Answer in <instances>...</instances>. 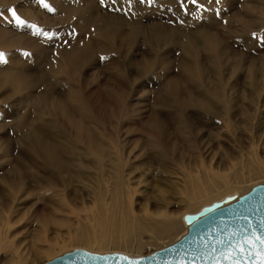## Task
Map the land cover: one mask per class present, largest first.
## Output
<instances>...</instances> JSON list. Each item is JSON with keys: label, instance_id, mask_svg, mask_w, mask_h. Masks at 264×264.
<instances>
[{"label": "rangeland", "instance_id": "obj_1", "mask_svg": "<svg viewBox=\"0 0 264 264\" xmlns=\"http://www.w3.org/2000/svg\"><path fill=\"white\" fill-rule=\"evenodd\" d=\"M23 1H33L32 4L35 3V0ZM212 1L215 0H208L210 5H207L201 4V0H196L195 5L204 11L202 16L196 20L188 15L177 17L170 10L160 11L150 7L147 10V14L143 17V22L145 25H149L148 27H152L156 23L180 24L189 31L190 28L203 21L204 24H208V27L210 24L215 27H209L211 32L218 30L217 32L222 38V46L217 44L218 51L216 56L218 63L207 62V55L201 54V59H196L198 64L189 73L180 67L181 59L178 58L182 57V54L178 47H173L169 42H164L152 48L147 42L143 43L140 40V44L133 48L129 49L125 43L122 46L123 52H127L128 56L134 58L133 60L145 66L147 63L152 64V70L150 72L143 71L136 82L130 76L129 68L120 63V61L102 58V56H99V59H92L94 63L91 61L89 66L80 68V74L76 75L74 81L65 80L60 75L53 74L48 66L50 63L49 59H55L59 50L63 47H68L69 41L67 39L69 36L73 37V35L77 36V34L71 25L64 26L48 20V18L56 17L58 13H56L49 0H45L49 8H45L39 3L36 9H32L31 14L33 13L34 16L21 17L26 24L19 27V34L24 35L29 40L33 38L37 43L35 46L28 47L25 52L22 48L0 47V53L5 54L4 60L0 61V71L5 70L9 66H17L25 69L33 78H47L49 83L47 84L52 87L51 91L55 96L54 100L62 101L59 99L66 94L67 85L71 84V82H75L76 87L85 88V84L89 82L83 79V75L84 78L87 76L90 80H93V82L89 83L88 87L91 93L87 96L93 98L94 104L92 106L97 103L95 109L98 108L100 111V108H102L101 113L105 115L107 120L101 123L95 119L88 126L90 125L92 132L96 134L97 138L100 139L99 141L105 146H108L111 138L115 136L116 142L123 145L124 149L127 150V152H124V161L127 165L125 166L126 175L122 184V192H128L129 196L131 195L128 201H130L131 205L133 204L131 210L134 214H139L142 209L141 202L147 201L149 203L148 207L153 211L161 207V201H157V198L153 196L158 193L157 189L159 186L167 189L165 195L163 194L161 197L163 199L167 198L170 202L164 209L171 212L176 218L178 217L177 219L181 221V217H179L181 214L194 212L187 209L188 198H186L187 195L183 191L184 177L181 172H191L194 175H198L199 166L202 165V169L222 175L221 167L219 166L220 168H218L217 162L223 156L222 152L227 149L233 152H239L240 150L242 153L243 151L247 156L244 155L245 158H248V155L252 156L250 163H254L255 161L253 160L258 159L256 162L260 163L264 168V162H261L264 158V150L262 148L264 144V89L261 94L260 92L253 94L249 89L247 90L250 85L245 84L244 80L245 74L250 72L251 67L249 68V66L251 64L252 66L257 65V70L255 69L257 76L255 74L256 77L253 81L264 88V0H219L218 2L221 3L219 10H214ZM80 2L83 6L85 5L91 14L103 13L102 7H99L103 3L102 0H82ZM91 4L94 5L95 9H91ZM250 7L252 10H250ZM12 9H15L18 14V11L23 8L15 1L14 3L0 5V28L14 29L12 27V23H14ZM25 12L29 13L26 10ZM112 12L113 10L109 8L105 10L106 14ZM161 12L165 14L162 15ZM150 15L153 17L150 18ZM33 18L37 20L39 25L41 24V28L33 22ZM229 20L231 22H228V26L222 24L224 21ZM231 27H233L232 30H230ZM44 29L45 32H42ZM9 52H13V55L17 56L16 63H12L7 58L6 55ZM156 53L161 54L162 58H143L145 54L152 57ZM239 64L240 68H236ZM211 65L215 66L213 70L216 69L217 74L215 73V75L217 78L209 74ZM126 73L130 82L129 87L131 90L135 89L131 92H128L129 89H124L122 90L124 91L123 95L118 93V97L121 100H119L121 103V116H123L121 120H114L105 110L109 103L107 99L103 98L104 94L101 93L99 85L110 81V77L123 78ZM211 78H213V81ZM169 80H172L181 89H189L197 84L198 87L217 96H219L220 87L231 88L224 98L219 96L218 101L234 104L230 106L232 109H229L235 114V118H232L231 121L233 126L228 125L227 127L219 121L223 117V113L220 110L218 115H221V117L215 118L208 115L205 116L206 114L195 107L188 108V112H192L191 116L199 122L197 127L193 128L187 119L185 120L186 130L190 133L192 143H195V153H192V149L190 151L189 147L183 143V135L182 137L180 136L181 139L176 133L172 134V138H165L161 127L158 128L141 123L142 118L148 119L146 116L149 113L148 110L152 107L156 108V110L160 108L162 119H164V116L167 117L166 113L170 112V109L163 108L154 99H156L159 90L164 88ZM1 88L3 87H0V240L6 241L7 244L3 243L7 246L10 244L8 247L10 250L0 249V264H40L79 247L90 251L93 249L92 251L100 253L120 251L126 252V254L129 252L131 255L139 253L145 255L160 249L165 239L161 241H159L160 239H155L141 246L139 237L135 236L128 241L125 237H118L117 241H115V238L110 234L103 237V232L106 231L107 225L103 221L98 220L97 206L94 204V193L97 189L95 182L98 174L93 173L97 167L94 166L96 167L94 168L92 164L94 165L97 162L98 156H96L95 160V156L93 153L90 155L85 143L81 140L77 141L76 130L69 123H63L64 120L59 112L50 110L49 107L41 109L40 106L34 105L33 101L38 98L46 102V98L40 95L41 88L39 86H33L32 89L23 87L18 89L17 92L11 91L9 88ZM247 91L250 94H246ZM252 94L255 96H251ZM66 97L62 99L66 100ZM252 98H258L256 100L258 103L254 105L256 102ZM65 103L72 110L82 107L89 118L94 116L91 105L88 104L86 106L83 98L79 101ZM77 104L79 105L74 107ZM250 106L253 107L250 108ZM129 107L131 109L126 111ZM132 109L137 111H132L130 113L132 116L128 119L127 113ZM138 112L140 117L137 116ZM41 117L43 121H39L42 120ZM123 118L126 119L124 122ZM52 121H57L55 127L50 126ZM202 121H204L205 125ZM112 124L117 126L113 125V127ZM236 127L238 128L236 131L238 130L239 134L234 130ZM32 129L39 131L55 149L60 152L63 151L64 157L71 158L73 162H77L80 159L87 164L89 163L88 166H92V168L84 169L85 171L81 172L86 180L84 179L82 183L69 184L66 188L63 185L50 186L42 181L39 177L48 176L50 172L29 148L26 135ZM63 129L67 132V137L62 135ZM114 129L119 130L117 132L118 136L110 133ZM233 130L238 135H235L232 132ZM166 132L168 134V130ZM151 134L159 135L161 140L165 138L163 143L171 149L168 159L159 158L156 156V151L154 153L155 157H153V151L148 149L149 147L145 146L144 150H141L140 145L128 153V150L133 148L135 139L142 138L143 140L141 141H144ZM259 140L262 141L259 142ZM161 149L165 152L164 147H161ZM137 152L141 155L135 157ZM252 153L257 157H253ZM194 161L196 163H193ZM209 163L212 164L210 167ZM194 165L196 167H193ZM134 167L138 168L134 169ZM105 169L108 178L112 179L114 171L108 163H106ZM12 170L23 171L24 176H27V178L25 180H19V178L15 180L9 179V173ZM73 171L76 172V166H73ZM241 171V176L244 175V178L238 184L234 178L230 179V177H227L225 178L227 179L226 181L224 179V183H231L229 189H234L237 192L244 187L246 188L245 192H247L255 184L264 183V169L260 170L261 172L258 175L260 173L261 175L259 177H251L250 180L248 179L250 177L248 175L249 170L243 168ZM199 176L201 177V174ZM9 180H12V186L14 187L6 183ZM86 181L88 182L85 183ZM16 182L20 186H16ZM22 186L26 190L21 189ZM222 191L223 189L215 191L213 196L215 197L216 194L221 195L222 193L220 194V192ZM119 203L122 206L124 202L120 200ZM42 216H45V218H42ZM180 223L181 231L184 227L182 221ZM83 231L90 238L87 245L80 243L79 238L81 236L79 235ZM41 234H43L44 240L46 238L45 241L39 240V235ZM149 235L151 234H144L141 239H151ZM16 257L20 259L13 261L12 258Z\"/></svg>", "mask_w": 264, "mask_h": 264}, {"label": "bare ground", "instance_id": "obj_2", "mask_svg": "<svg viewBox=\"0 0 264 264\" xmlns=\"http://www.w3.org/2000/svg\"><path fill=\"white\" fill-rule=\"evenodd\" d=\"M0 1H1L0 5H4L6 3H14V1L19 3V5L23 8L18 11L19 17L34 16L33 13L31 14L32 9L33 8L36 9L37 4L40 3V0H35L34 4H32L33 1L28 2L23 0H0ZM49 1L52 7L55 9L56 13L57 12L58 13L56 14V17L48 18V20L54 21L64 26L71 25L74 27L73 29L76 31L77 34V36L73 35V37L72 36H69V38L66 37L68 38L67 40L69 41L68 47L67 48L63 47L61 50H59V52H57V56L55 59L52 60L49 59L50 63L48 64V66L50 71L53 74L60 75L65 80L74 81L76 75L80 74L79 72L80 68L89 66L92 59H96L99 56H102V58L113 59L118 62L120 61V63L125 65L127 68H129L130 76L133 77L134 81L136 82L138 78L141 76L143 71L150 72L152 70V64L147 63L145 66L144 64L142 63L140 64V62L133 60L134 58L128 56L127 52L126 53L123 52L122 46L125 43V45H127L128 48L130 49L139 45L140 40L143 43L147 42L152 48H155L157 45L164 42H169V44L173 45V47H178L182 54V57L178 58L181 59L179 63L180 67L183 68L188 73L189 71H192L193 67L198 64L196 59H201L200 58L201 54L207 55L206 56L207 62L218 63V59L216 56L218 51L217 44L221 45L222 38L219 36L217 32L218 30L216 32H211L209 30V27L211 26L214 27L213 25L210 24L208 27V24H204L203 21H200L195 27H192L190 28L189 31H187V28L180 24L172 25L165 23H156L152 27H148L149 25H145L143 22V17L147 14V10L149 7L155 8L160 11L170 10L171 13L177 17L188 15L189 17L192 18L194 17L195 18L194 20H196L198 17L202 16L204 11L199 6H196L195 3L192 2V0H102L103 3L100 4L99 7H102L103 13L100 14L99 13L91 14L88 11V9L85 7V5L83 6L81 4L80 1L82 0H55V1L49 0ZM218 1L219 0L212 1L214 10H219L221 7V3H219ZM201 4L210 5L208 0H201ZM107 8L113 10V12L106 14L105 10ZM91 9H95L93 4H91ZM25 10L28 11L29 13H26ZM250 10H252L251 7ZM161 13L162 15L165 14L164 12ZM152 17L153 16L150 15V18ZM214 18L216 17L214 16ZM33 22L38 24L35 18H33ZM171 22H173V20H171ZM228 22H231V20L224 21L222 24L228 26ZM40 25L39 27L41 28ZM12 27L14 28L13 30L0 28V47L12 48V49L22 48L25 52L28 47L31 48L37 44L33 38L30 37L31 39L29 40L24 35L19 34L20 26H18L15 23V21L14 23H12ZM232 29L233 27H231L230 30ZM42 32H45V29ZM141 35L143 36L140 37ZM6 56L12 63H16L17 56L13 55V52H9ZM143 56L144 59L162 58L161 57L162 55L158 53H156L155 56H152L154 58L147 56L146 54ZM123 59H128V60H123ZM256 66L257 65L252 66V64L251 66H249V68L251 67L250 72L249 74L248 73L245 74L244 80L246 82L245 84L247 85L249 84L250 87L252 86L251 88L248 86L247 90L249 89L253 94H257L259 92L261 94V91L264 88L260 86L259 83H255L253 81L257 76L255 72ZM213 67L215 68L214 65H211L209 74L216 77L215 73L217 74V71L216 69L213 70ZM236 68H240V64L237 65ZM127 73L124 74L125 75L124 77L122 75L123 78L120 79L110 77L109 79L110 81H108L109 83L104 82L101 85H99L98 83L99 89H101L100 90L101 93L104 94V96L102 95L103 98H105V100L107 99V102L109 103V106L105 110H107V113L114 120H121L123 116V115L121 116L122 113L120 110L121 100L119 99L118 95L119 94L123 95L124 91L122 90L124 89H129L128 92H131L133 89H135L133 88L131 90V88L129 87L130 82L127 78ZM83 79L89 83L93 82V80H90L87 76H85L84 78V75H83ZM211 79L213 81V78ZM47 83H48L47 78L45 77H42L41 79L33 78V76L30 73H27L25 69L17 66L15 67L9 66L5 70L0 71V87L9 88L11 91L17 92L18 89H21L23 87H28L32 89L33 86H39L41 88L40 95L41 97L46 98V102L38 98L33 101L34 105L40 106L41 109H47L49 107L50 110L52 109L54 111L59 112L61 114L60 115L61 118L64 120L63 123L65 124L66 122L69 123V125L73 127L74 130H76L75 136L77 137V141L81 140L82 142L85 143V145L88 147V150L90 151V155L93 153V155L95 156L94 158L95 160H96V156H98L97 162H95L94 165L92 164L93 167L94 166L97 167V168L94 167L96 168V170L95 172L93 171V173L98 174V177L96 178L97 180L95 182V187L97 189L96 192L94 193V204H96L97 206V216L99 218L98 220L103 221V223L107 225L106 231L103 232V237L107 236V234H110L115 238V241H117L118 237H122V238L125 237V239L128 241V240H132L133 237L135 236L137 238L139 237V243L141 246H144V244H148L152 242V240L154 241L155 239L158 240L160 239L159 241L168 239L167 241L165 240L163 241L164 243L161 244L162 245L161 248H162L164 246H167L175 242L182 235H184L185 231H187L188 229V226L183 221L184 214H181V216H179L181 217V221L184 227L182 228L183 230L181 229L180 231V225H181L180 219H177L178 217L176 218L171 212L164 209V207L167 206L170 202L167 200V198L163 199L161 197L163 196V194L165 195L167 189H164L160 186L157 189L158 193L152 195L155 198H157V201L159 202L161 201V207L156 208L153 211L148 207L149 203L145 201V202H141L142 209L140 210L139 214L132 213L131 206L133 204L131 205L130 201H128L130 200L131 195L129 196L128 192H124V193L122 192V187H123L122 184L124 183V179L126 175L125 166L127 165L124 161V155H125L124 152H127V150L124 149L125 147H123V145L116 142L115 136L111 138V140L109 141V145L105 146L103 143L99 141L100 139L97 138L96 134L92 132L93 130L91 129V127H89L90 125L88 126V124L94 122L95 119H97L101 123H104L107 120L105 118V115H102L101 113L102 108H100V111L98 108L95 109V105L97 103L92 106V104H94V100H92L93 99L92 97L89 98V96H87L91 93V90L88 87L90 84L86 83L85 88H82L80 86H77L78 87L77 88L75 82H71V84L67 85L66 94L62 97L64 98L65 96H67L66 100H63L62 98H60L59 100L65 102H73L76 100L79 101L83 98V101L86 106L88 104L91 105L94 111V116H95V117L93 116L94 118L87 117L82 107L74 108V110H72L67 103L54 100L55 96L51 91L52 87H50L48 85L49 83L48 84ZM230 90L231 88L225 89L220 87L219 96L224 98L226 93L229 92ZM246 94H250L249 91H247ZM253 94L251 96H255ZM219 96H217L214 93L207 92L206 90L198 87L197 84H195L192 88L189 89H181L178 88L177 85L172 80H169L165 84V87L159 90V92L156 95V99H154L158 104H160V106H163V108L165 107L170 109V112L166 113L167 117L164 116V119H162L160 108L158 109L159 110L158 111L156 110V108L152 107L150 110H148L149 113L146 112L148 114L146 116L148 117V119L140 118L142 120L141 123L146 124L148 126L151 125L158 128L161 127L165 138H172V134L174 133L179 135V137L180 136L182 137L183 135L185 138V139L182 138V140L184 141L183 143L186 144L187 147H189L190 151L192 149L191 151L192 153H195L194 151L196 149L194 146L195 143L194 144L192 143V140L189 135L190 133H188L186 130L185 120L187 119L188 123H190L193 128H196L199 122L197 121V119H194L191 116L192 112L189 113L188 108L195 107L200 112L206 114L205 116L208 115L215 118L221 117V115H218L220 110L223 113L222 115L223 117L219 119V121L222 122L223 125L225 124V126L228 127V125H232L231 122L232 118H235V114L233 113V111H229L230 108L232 109V107L230 106H233L234 104L228 103L226 101H223L222 103L219 102L218 101ZM252 99H254V101L256 102L258 98L257 99L252 98ZM103 102L105 101L103 100ZM257 103L258 102L254 103V105ZM78 105L79 104L75 105L74 107ZM153 106H157V105H153ZM251 107L253 106H250V108ZM129 109H131V107L127 108L126 111ZM243 110H247V109H243ZM75 111H77V113H75ZM132 111H137V110L136 109L130 110L127 113L128 119L130 116H132L130 114ZM137 116L140 117L139 112ZM199 116L201 118L200 114ZM125 120L126 119L123 118V122ZM39 121H43V118L42 120ZM202 122L204 124V121ZM56 124L57 121H52L50 123V126L55 127ZM113 125L115 127L117 126L116 124H112V126ZM236 129L238 128L236 127L234 130L236 131ZM167 130H168V134L166 132ZM234 130L232 132H234ZM118 131L119 130L114 129L110 133L117 135ZM237 131L236 133L239 134V131L238 132ZM236 133L235 135H238ZM62 135L63 136L66 135V137L68 136L67 132H65L64 129ZM26 136H27L26 140L30 150L37 158H39L42 161V163L45 165V168H47L50 172V175L48 176L39 177L47 185L50 186L56 185L55 187H57L58 185L60 186L63 185L64 188H66L68 187L69 184L71 185L72 183H82L85 178H83L81 172L84 169L87 170L92 168V166H88L89 163L87 164L83 160L78 159L77 162H73L71 158L64 157L63 151L60 152L57 149H55L43 137V135L35 129L29 130ZM148 136L149 137H147L146 140L144 139L145 142L141 141L143 140L142 138L135 139L134 142L135 144L133 145L132 149L128 150V153L132 152L133 149L139 147L138 145H140L141 150H144L145 146L147 148L149 147L148 149L153 151L152 154L153 157H155L154 153L156 151V156H158L161 159H168L170 156L169 154L171 153V149L163 143V140H165V138L161 140V137L159 135L157 136V134H151ZM261 141L259 140V142ZM168 143L170 142L168 141ZM161 147H164L165 152L163 149H161ZM262 148L264 150V144ZM242 153L240 152V150L239 152L237 151L233 152L229 149L222 152L223 156L219 158L217 162L218 168L221 167L222 175L219 173L218 175L217 173L204 170L201 168L202 165L201 166L198 165L200 167V170L198 171V175H194L191 172L188 173H186L185 171L181 172L184 177L183 179L184 184L182 185L183 191L187 195L186 198H188V200L186 199L188 211H194V212L198 211L203 205L213 202L214 199L220 200L227 195H232V194L241 195L242 193H244L246 188L243 187L244 189L242 188L240 189L241 191L238 190L236 192V190L234 189H229L231 187L230 185L231 183L228 184L224 183L227 180L225 179L227 177H230V179L231 178L236 179L235 182L237 184L242 182L244 175L241 176L242 175L241 169L243 168L249 170L248 171V175L250 176L248 178L249 180L251 179V177L256 178L261 175V173L260 175L258 174L259 172H261L260 170H263L264 168L260 163L256 162L258 159L257 160L252 159L255 162L250 163L252 156L250 157L247 154L248 158H245L244 155L246 156V153L243 154ZM138 155L139 152L136 153L135 157H137ZM254 156L256 155L253 154V157ZM181 162L183 161L181 160ZM261 162L262 163L264 162V158ZM106 163H108L114 171L113 172L114 175L112 179L108 178V174L105 169ZM193 163H196V161H194ZM211 165L212 164L209 163V167ZM73 166H76V172L73 171ZM193 167H196V165H194ZM137 168L134 167V169ZM200 174L201 177L199 176ZM9 175H10L9 179L11 178L14 180L17 178H19V180H23V179L25 180V178H27V176L26 177L24 176L25 174L23 173V171H19V170L10 171ZM87 182L88 181H86L85 183ZM6 183H8L11 187H14L12 186V180L7 181ZM186 183L188 184L186 185ZM16 186H20V185L16 182ZM21 189H25V187L22 186ZM219 189L220 190L223 189L224 192L223 191L220 192V194L222 193L221 195L216 194L215 195L216 198H215L213 194L215 191H218ZM152 191H154V189H152ZM226 193L227 195H225ZM120 200H123L124 202L122 206L119 203ZM42 218H45V216H42ZM144 234H151L149 235L151 236L150 237L151 239H144L146 240L144 242V240L141 239V236ZM79 236H81L79 238L80 243L83 245L84 244L87 245V243L90 241L89 236H87L84 231ZM1 240H0V249L10 250L8 249L10 244H8L7 246L6 241H1ZM39 240L45 241L46 238L44 240V236L43 234H41L39 235ZM3 242L6 244H4ZM127 254L131 255V253L129 252ZM137 255H141V254L139 253ZM131 256H136V255H131ZM22 258L21 260H23ZM12 259L14 261L20 258L16 257Z\"/></svg>", "mask_w": 264, "mask_h": 264}, {"label": "water", "instance_id": "obj_3", "mask_svg": "<svg viewBox=\"0 0 264 264\" xmlns=\"http://www.w3.org/2000/svg\"><path fill=\"white\" fill-rule=\"evenodd\" d=\"M187 231L175 242L145 255L66 251L40 264H262L264 248V183L187 212ZM255 245V247H253ZM247 249L244 253L242 250ZM127 258V259H125Z\"/></svg>", "mask_w": 264, "mask_h": 264}, {"label": "snow or ice", "instance_id": "obj_4", "mask_svg": "<svg viewBox=\"0 0 264 264\" xmlns=\"http://www.w3.org/2000/svg\"><path fill=\"white\" fill-rule=\"evenodd\" d=\"M192 2L193 3H196V0H192ZM40 3L45 8H49V5L47 3H45V0H40ZM11 12H12V17L14 18V21H15V23L18 26H23V25L26 24V22L21 17H19V15L17 14V12H16L15 9H12ZM4 56H5L4 53H0V61H3L4 60ZM259 245H260L261 248H264V238L259 239ZM253 247H255V245H253ZM242 251L244 253H246L248 250L247 249H243ZM125 259H127V258H125ZM234 264H238V262H234ZM262 264H264V261H262Z\"/></svg>", "mask_w": 264, "mask_h": 264}]
</instances>
